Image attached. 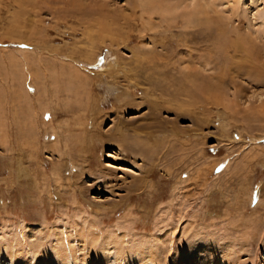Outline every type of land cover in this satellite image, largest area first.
I'll return each mask as SVG.
<instances>
[{
  "label": "rangeland",
  "instance_id": "rangeland-1",
  "mask_svg": "<svg viewBox=\"0 0 264 264\" xmlns=\"http://www.w3.org/2000/svg\"><path fill=\"white\" fill-rule=\"evenodd\" d=\"M163 1L0 0V264H264V0Z\"/></svg>",
  "mask_w": 264,
  "mask_h": 264
},
{
  "label": "bare ground",
  "instance_id": "bare-ground-1",
  "mask_svg": "<svg viewBox=\"0 0 264 264\" xmlns=\"http://www.w3.org/2000/svg\"><path fill=\"white\" fill-rule=\"evenodd\" d=\"M147 2H146V4H148L149 6H147L146 8H148V9H150L152 12H159L160 10H162V12H170V10H173V8H169V6H168V4H165L164 3V1L163 0H146ZM168 7H167V6ZM203 8V7H202ZM177 9V7L174 9V10H176ZM199 9V8H198ZM199 11V10H198ZM189 12H191V11H189ZM197 12V11H196ZM194 11L192 10V12L191 13H189L186 17H187V24L185 23V27H188V28H190L191 26H195V25H192V23H193V17H194ZM203 20V19H202ZM185 21V22H186ZM194 22H196V21H194ZM108 27H109V25H108ZM104 29H107V27H105ZM110 31V30H109ZM195 31V30H194ZM107 32V31H106ZM192 32V31H191ZM192 39H194V38H192ZM1 40V39H0ZM1 41H3V40H1ZM232 42V45L234 46V47H237V48H243V46H242V39H237V40H235V41H231ZM223 43V42H222ZM250 43V42H249ZM245 44V43H244ZM249 54L252 52V50L251 49H248V50H246ZM34 76V75H33ZM15 92V91H14ZM1 96V95H0ZM91 234V233H90ZM115 237V236H114ZM120 246H121V244H120ZM203 248V247H202ZM124 251V250H123ZM55 252L58 254V255H60L59 257H60V259H61V261L62 262H64L66 259H67V257H68V254L66 253V251H65V248H60V249H55ZM103 252V251H102ZM18 254V252L16 251V255ZM48 255V254H47ZM16 257V256H15ZM122 257V256H121ZM120 257V261L121 262H123L124 261V259H123V257L121 258ZM152 257H153V255H152ZM178 258V257H177ZM199 258V257H198ZM41 259V258H40ZM107 258H106V255H105V257H104V254L103 253H101L100 251L99 252H96V254L92 257V259H91V263H89V264H98L100 261H105ZM38 260V259H37ZM146 261L145 260V258L144 257H142L141 258V261ZM189 261H190V259H188ZM208 260V259H207ZM39 261V260H38ZM42 261V260H41ZM106 261H108V260H106ZM180 260H176L175 261V263L174 264H180V262H179ZM209 261V260H208ZM43 262V261H42ZM196 262H198V264H200V263H202V260L199 258V259H197V261H195V263ZM74 263L75 264H86L87 263V261L86 262H84L83 260H80L78 257H76V254H74ZM183 263V262H182ZM194 263V264H195ZM36 264V263H35Z\"/></svg>",
  "mask_w": 264,
  "mask_h": 264
}]
</instances>
